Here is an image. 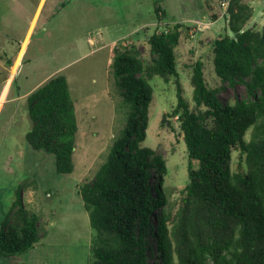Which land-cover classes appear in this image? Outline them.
<instances>
[{"label": "trees", "instance_id": "obj_1", "mask_svg": "<svg viewBox=\"0 0 264 264\" xmlns=\"http://www.w3.org/2000/svg\"><path fill=\"white\" fill-rule=\"evenodd\" d=\"M244 1L231 0L226 15L206 5L209 19L226 18L232 35L211 42L215 87L207 84L200 59L190 66L192 107L183 95L174 53L181 24L155 28L147 40L148 63L135 46L115 50V75L133 109L106 161L79 188L96 233L91 264H264V29L245 28L253 9ZM154 13L158 22L165 16L157 4ZM155 77L173 81L171 117L187 149L188 181L175 208L162 186L164 161L143 146ZM237 83L245 86L246 99L225 103L220 93ZM26 107L30 148L52 154L57 174L71 173L77 123L66 78L46 80L26 96ZM233 151L239 154L234 169ZM38 228L39 216L17 206L12 220L0 226V253L28 251L38 242Z\"/></svg>", "mask_w": 264, "mask_h": 264}, {"label": "rangeland", "instance_id": "obj_2", "mask_svg": "<svg viewBox=\"0 0 264 264\" xmlns=\"http://www.w3.org/2000/svg\"><path fill=\"white\" fill-rule=\"evenodd\" d=\"M244 2L253 7L245 28L264 29V0ZM154 4L165 13L159 22ZM206 5L219 10L218 0H0V226L12 220L19 205L39 216L38 242L26 252L0 253V264H91L96 233L79 188L106 161L133 109L115 75V50L135 46L148 63L147 40L155 28L181 24L174 53L183 95L192 107L190 66L200 59L207 84L215 87L211 42L232 35L226 18L209 19ZM196 21L202 28H195ZM56 75L67 80L77 123L69 174H57L54 156L32 150L25 140L30 129L26 96ZM151 85L154 97L143 146L164 161L162 186L175 208L188 181L186 145L171 117L175 86L158 77ZM225 87L219 95L225 103L246 99L242 83ZM163 115L169 125L161 123ZM238 156L232 152V169ZM156 181L152 169L151 183ZM147 239L155 250L154 241Z\"/></svg>", "mask_w": 264, "mask_h": 264}, {"label": "built area", "instance_id": "obj_3", "mask_svg": "<svg viewBox=\"0 0 264 264\" xmlns=\"http://www.w3.org/2000/svg\"><path fill=\"white\" fill-rule=\"evenodd\" d=\"M230 1L231 0H218V4H219V7H220V9L222 10V12H223V15H226V11H227V9H228V6H229V3H230ZM194 25H195V28H202L201 27V25H200V22H198V21H196L195 23H194Z\"/></svg>", "mask_w": 264, "mask_h": 264}, {"label": "water", "instance_id": "obj_4", "mask_svg": "<svg viewBox=\"0 0 264 264\" xmlns=\"http://www.w3.org/2000/svg\"><path fill=\"white\" fill-rule=\"evenodd\" d=\"M161 123H165L166 125H169L168 121H165V116L163 115L162 119H161Z\"/></svg>", "mask_w": 264, "mask_h": 264}, {"label": "crops", "instance_id": "obj_5", "mask_svg": "<svg viewBox=\"0 0 264 264\" xmlns=\"http://www.w3.org/2000/svg\"><path fill=\"white\" fill-rule=\"evenodd\" d=\"M250 1V0H249ZM249 6L253 9V7L249 4Z\"/></svg>", "mask_w": 264, "mask_h": 264}]
</instances>
